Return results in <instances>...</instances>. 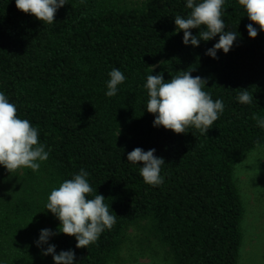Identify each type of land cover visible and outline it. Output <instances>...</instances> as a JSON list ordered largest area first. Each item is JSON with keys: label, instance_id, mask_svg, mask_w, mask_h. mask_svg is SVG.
I'll use <instances>...</instances> for the list:
<instances>
[{"label": "trees", "instance_id": "16d2710c", "mask_svg": "<svg viewBox=\"0 0 264 264\" xmlns=\"http://www.w3.org/2000/svg\"><path fill=\"white\" fill-rule=\"evenodd\" d=\"M186 2L67 0L47 24L17 10L15 0H0V92L49 152L37 171L0 165V264H53L41 254L48 244L57 253L72 250L75 264H109L130 227L157 241L170 264H238L244 205L234 173L264 146V127L252 118L264 119V32L253 24L258 35L249 38L244 8L225 0V31L238 36L214 59L205 52L218 35L193 47L176 31L174 18L190 12ZM113 68L126 79L108 97ZM182 70L206 79L204 90L223 101L206 135L153 127L146 110L147 76L167 81ZM239 89L253 94L250 104L237 100ZM137 147L164 159L162 184H146L143 165L127 161ZM81 168L116 223L88 248L62 233L37 247L40 231L56 232L60 223L46 210L50 191Z\"/></svg>", "mask_w": 264, "mask_h": 264}, {"label": "clouds", "instance_id": "9594fccd", "mask_svg": "<svg viewBox=\"0 0 264 264\" xmlns=\"http://www.w3.org/2000/svg\"><path fill=\"white\" fill-rule=\"evenodd\" d=\"M224 3L225 0H187L189 14L174 18L176 31L183 32L182 42L197 47L201 40L209 41L218 35V42L207 49L205 55L216 59L218 50L227 54L238 33L225 31L226 25L222 18ZM238 3L251 21L246 25L249 38L258 35L253 24L258 26L260 32H264V0H238ZM65 4L67 0H15L17 10L47 24L54 23L57 10ZM192 29L200 31L193 35ZM154 67L151 66L152 71ZM108 76L105 95L113 97L117 94L118 85L123 84L126 77L117 68H113ZM206 82V79L193 76L191 71L186 70L176 72L167 81L162 74L148 75L144 84L148 95L146 110L155 117L153 127H163L175 134H184L191 127L206 135L224 110L223 101L213 100L204 90ZM239 90L237 100L241 104H250L253 94L248 89ZM252 118L260 127H264V119L258 116ZM154 153L155 149L144 151L137 147L127 154V161L142 164L139 173L143 181L158 186L163 183L160 173L165 161ZM48 157L49 152L39 142L38 129L29 120L21 119L17 115L16 105L0 92V165L9 173L20 168L37 171L40 162L46 161ZM88 175L81 168L71 179L52 188L47 197L46 210L59 220V227L56 232L42 229L35 242L37 247L48 244L49 237L62 233L75 238L76 248H88L97 242L105 229L110 230L114 226L117 216L110 211L103 195L97 194L96 190V194L92 195L93 188L86 179ZM41 254L51 255L53 264H75V253L72 250L57 253L52 244H48Z\"/></svg>", "mask_w": 264, "mask_h": 264}, {"label": "rangeland", "instance_id": "374dc122", "mask_svg": "<svg viewBox=\"0 0 264 264\" xmlns=\"http://www.w3.org/2000/svg\"><path fill=\"white\" fill-rule=\"evenodd\" d=\"M234 177L244 205L238 264H264V146L236 165ZM109 264H170V256L157 241L142 238L139 229L130 227Z\"/></svg>", "mask_w": 264, "mask_h": 264}]
</instances>
